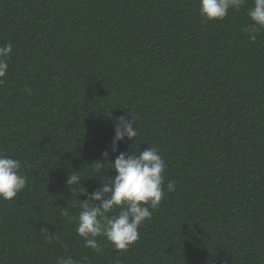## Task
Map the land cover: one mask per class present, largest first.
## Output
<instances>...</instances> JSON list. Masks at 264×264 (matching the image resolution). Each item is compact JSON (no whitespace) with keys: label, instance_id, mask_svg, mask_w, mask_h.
Masks as SVG:
<instances>
[{"label":"trees","instance_id":"trees-1","mask_svg":"<svg viewBox=\"0 0 264 264\" xmlns=\"http://www.w3.org/2000/svg\"><path fill=\"white\" fill-rule=\"evenodd\" d=\"M252 4L206 22L199 0H0V45H13L0 152L28 180L0 201V264H264V30H241ZM129 114L138 136L112 154ZM147 147L166 162L159 208L127 252L84 247L61 214L80 211L67 178L80 171L91 194L115 176L94 175L103 152Z\"/></svg>","mask_w":264,"mask_h":264},{"label":"clouds","instance_id":"clouds-1","mask_svg":"<svg viewBox=\"0 0 264 264\" xmlns=\"http://www.w3.org/2000/svg\"><path fill=\"white\" fill-rule=\"evenodd\" d=\"M245 4L246 0H199L198 12L206 22H222L231 13L239 12ZM246 15L251 23L241 30L249 34L250 42H256L260 31L264 30V0H253ZM12 52L11 43L0 45V87L6 83ZM25 91L31 94L30 88L26 87ZM130 117V120L120 117L114 125L112 154L118 151V145L125 139L135 142L138 136L135 118ZM101 156L108 163L96 162L93 166L98 170L94 175L107 168L115 173L114 178L102 176L100 188L89 194L80 183L83 179L80 171L73 170L66 183L77 198L79 215L73 217L64 208L61 214L68 222L76 221L75 231L83 240L84 247L100 252L98 238L102 237L115 251L127 252L138 241L140 227L151 219L153 211L159 208L165 196L166 162L155 147H147L139 153L121 152L114 162L110 160L108 151ZM21 167L20 160L0 152V201L11 202L26 188L28 180L20 171ZM175 185V181H168L167 191H175ZM79 196L86 199L80 201ZM52 239L49 236L48 242ZM56 264L82 262L68 255L58 257Z\"/></svg>","mask_w":264,"mask_h":264}]
</instances>
